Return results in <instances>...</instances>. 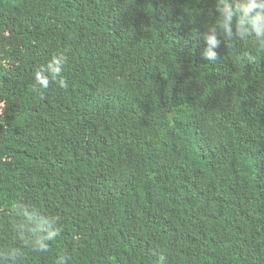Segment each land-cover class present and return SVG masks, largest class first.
I'll return each instance as SVG.
<instances>
[{"label": "trees", "instance_id": "1", "mask_svg": "<svg viewBox=\"0 0 264 264\" xmlns=\"http://www.w3.org/2000/svg\"><path fill=\"white\" fill-rule=\"evenodd\" d=\"M246 3L0 0V264H264Z\"/></svg>", "mask_w": 264, "mask_h": 264}, {"label": "clouds", "instance_id": "2", "mask_svg": "<svg viewBox=\"0 0 264 264\" xmlns=\"http://www.w3.org/2000/svg\"><path fill=\"white\" fill-rule=\"evenodd\" d=\"M218 10L221 12L223 17L221 26L226 30L230 31V25L235 18V21L238 26L242 27L245 23L249 25L251 32L254 33L252 37L256 38V35L260 34L261 30L264 29V0H247V3L243 6H238L235 9L224 5L223 7L218 6ZM205 40L209 44H216L215 38V29H213V34H208L205 36ZM204 55L208 59H214L216 56L215 52H212L210 49L204 53ZM63 65V58H54L52 64L48 66V71L51 73L53 78L60 77L59 84L61 87H67V82L61 76ZM39 83H41L44 87H47L48 81L47 79L39 78ZM40 231H43V227L41 226ZM54 239V236L49 233L47 235H42L38 238V242L41 244V250L47 251L48 246L45 243L47 240Z\"/></svg>", "mask_w": 264, "mask_h": 264}]
</instances>
